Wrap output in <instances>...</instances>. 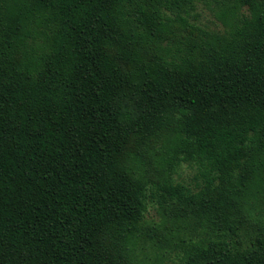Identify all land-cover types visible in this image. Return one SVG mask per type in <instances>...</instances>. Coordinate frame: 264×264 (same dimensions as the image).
Masks as SVG:
<instances>
[{
    "label": "trees",
    "instance_id": "16d2710c",
    "mask_svg": "<svg viewBox=\"0 0 264 264\" xmlns=\"http://www.w3.org/2000/svg\"><path fill=\"white\" fill-rule=\"evenodd\" d=\"M146 241L264 264V0H0V264H148Z\"/></svg>",
    "mask_w": 264,
    "mask_h": 264
},
{
    "label": "rangeland",
    "instance_id": "374dc122",
    "mask_svg": "<svg viewBox=\"0 0 264 264\" xmlns=\"http://www.w3.org/2000/svg\"><path fill=\"white\" fill-rule=\"evenodd\" d=\"M197 12L200 14L199 24L204 29L212 32H222L223 26L217 20H215L216 18L213 15V9H207L202 4H199ZM196 171L197 169L194 166L182 164L177 170V173L173 175V180L176 183H183L190 186L191 188H194V176ZM144 220L151 227H155L158 232L163 230L160 225L162 218L156 203H148V209L145 213ZM163 252V259L162 261L158 262L159 264H172L173 262L177 261L178 252L175 249L164 248ZM135 253L137 257H143L144 261L148 264L151 263L157 256H160V252L154 246H152L149 241L144 242L142 247H138Z\"/></svg>",
    "mask_w": 264,
    "mask_h": 264
}]
</instances>
